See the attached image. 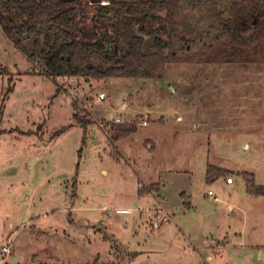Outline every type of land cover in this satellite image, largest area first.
<instances>
[{
	"label": "rangeland",
	"instance_id": "rangeland-1",
	"mask_svg": "<svg viewBox=\"0 0 264 264\" xmlns=\"http://www.w3.org/2000/svg\"><path fill=\"white\" fill-rule=\"evenodd\" d=\"M207 34L197 44L171 41L166 53L176 57L153 79L97 82L42 74L0 28V252L10 248L0 264H197L191 221L176 218L181 205L180 218L192 213L193 225L209 235L217 218L218 228L237 222L232 227L240 229L245 217L237 206L247 204L249 225L264 238V47L259 32L246 43ZM73 102L93 121L87 129L74 122ZM113 124L138 127L116 141ZM208 163L253 174L263 192L249 194L242 175L231 189L207 182ZM157 179L172 218H155L146 209L161 205L138 195L155 190ZM209 188L220 200L198 201ZM126 207L130 213L116 212ZM151 218L163 223L161 234L144 227Z\"/></svg>",
	"mask_w": 264,
	"mask_h": 264
},
{
	"label": "trees",
	"instance_id": "trees-1",
	"mask_svg": "<svg viewBox=\"0 0 264 264\" xmlns=\"http://www.w3.org/2000/svg\"><path fill=\"white\" fill-rule=\"evenodd\" d=\"M103 1L109 4L102 5ZM182 1L191 7L190 13H183ZM0 28L48 77L97 82L153 79L171 56L176 57L175 52L166 53L173 40L197 44L214 32L218 38L246 43L259 32L264 47V0H0ZM202 54L204 50L189 59L197 60ZM13 88L10 84L8 93ZM73 107L77 125L87 129L93 124L88 115L80 116L75 102ZM112 126L111 137L116 141L138 127ZM226 173L209 165L206 179L212 183ZM240 174L250 192H263L253 174ZM93 264H99L98 259Z\"/></svg>",
	"mask_w": 264,
	"mask_h": 264
},
{
	"label": "crops",
	"instance_id": "crops-1",
	"mask_svg": "<svg viewBox=\"0 0 264 264\" xmlns=\"http://www.w3.org/2000/svg\"><path fill=\"white\" fill-rule=\"evenodd\" d=\"M151 146L152 144L149 145V148H151ZM209 165H213L218 168L227 170L226 176L218 178L216 182L222 183L226 188H230V189L235 186L237 175L241 176L240 173L243 172V171H240L238 168H229L226 166L224 167L223 165L210 164V163L207 164V168ZM207 168H206V172H207ZM229 176H232L234 179V182L232 184H229L226 181ZM75 181L76 180H74V185H75ZM153 183H159L158 186H156L155 190L148 189L149 192L143 194L140 192V189H139L138 195L143 198L154 197L156 204L161 205V207H156L154 205L153 208H150V209L147 208L146 210L149 212H153V216L155 218H158V216L163 215L164 213L165 215H168L169 217H171V214H170L171 212L173 216H176L175 212L171 211V209L168 208L167 206H164V204L166 203V197L162 195L161 192L162 190L166 189L165 184L162 182L161 179H159V181L157 179ZM138 188L140 187L138 186ZM213 189L214 188H209L207 191H205L200 196L198 201L202 199L205 201H207V199L209 200L213 199V201L214 200L219 201L220 196ZM209 190L214 191L215 196L218 197V200L213 198V196L208 195ZM249 194L256 195L260 193L254 194V192H249ZM190 197L191 195L187 191L181 192V200L188 203L189 210H194L195 206L193 203L191 204ZM246 205L237 206L239 210L244 211L243 214L245 217L243 218L242 227L240 229L239 228L233 229L232 227L234 225H237V222L235 224L234 223L231 224L227 228L225 227L218 228L221 225L222 220L220 218H217V220L211 225L213 227V231L210 230L209 235H201L200 230H197L198 228H196L195 224L193 225L192 222L195 221V217L194 215H192V213L188 215V221L185 222V216H184V220H182L180 218L181 215H185V213L182 211V205H181V209L177 207V210H176L178 214V217L176 216L177 220L182 224L184 223L187 224L189 221H191L190 223L187 224L188 226L187 238H189V240L191 241L193 251L197 254V264H216L215 258L212 255H210L208 252L215 254L216 257H219V258L221 257L223 259L222 264H237L236 262H234V258H233L234 256H238L241 260V263L245 262L246 260L248 261L252 258L255 259V261L259 263L264 262V238L260 237L259 229L257 228L256 224L253 223V225H249V221H252V217L250 216V212H249L250 207ZM228 207L230 210L234 209V206L231 203L229 204ZM116 212L120 215L128 214L131 212V208L130 207L129 208L128 207L118 208ZM162 218H166L164 223L166 222L167 224L168 223L170 224V220L168 217L163 216ZM153 224H154V221L151 218L149 221L145 222L144 227L146 229L154 230L157 227H155ZM162 224L160 227H158L160 228V232H159L160 234L162 233ZM177 226L179 227V225ZM248 226H250V230H247ZM182 230L183 228L179 227V231H182ZM218 254H222V255H218Z\"/></svg>",
	"mask_w": 264,
	"mask_h": 264
},
{
	"label": "built area",
	"instance_id": "built-area-1",
	"mask_svg": "<svg viewBox=\"0 0 264 264\" xmlns=\"http://www.w3.org/2000/svg\"><path fill=\"white\" fill-rule=\"evenodd\" d=\"M101 4L102 5H107V4H109V2L108 1H103V2H101ZM99 98L100 99H104L105 98V94H103V93L100 94ZM143 124L146 125L147 124V121H145ZM233 182H234L233 177H228L227 178V183L232 184ZM139 187H142V184H140ZM208 195L213 196V198H215L216 200H218V197L215 196V193H214L213 190H209L208 191ZM154 226L155 227H159V224L158 223H155ZM9 253H10L9 246L8 245L7 246H3L2 247V250L0 252V255L2 256V255L9 254Z\"/></svg>",
	"mask_w": 264,
	"mask_h": 264
}]
</instances>
